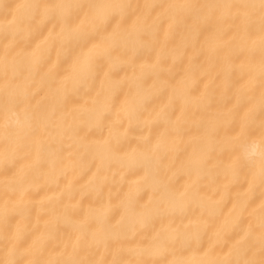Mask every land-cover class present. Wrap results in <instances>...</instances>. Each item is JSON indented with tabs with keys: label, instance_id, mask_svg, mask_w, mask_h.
Returning <instances> with one entry per match:
<instances>
[{
	"label": "bare ground",
	"instance_id": "1",
	"mask_svg": "<svg viewBox=\"0 0 264 264\" xmlns=\"http://www.w3.org/2000/svg\"><path fill=\"white\" fill-rule=\"evenodd\" d=\"M264 0H0V264H264Z\"/></svg>",
	"mask_w": 264,
	"mask_h": 264
},
{
	"label": "clouds",
	"instance_id": "2",
	"mask_svg": "<svg viewBox=\"0 0 264 264\" xmlns=\"http://www.w3.org/2000/svg\"><path fill=\"white\" fill-rule=\"evenodd\" d=\"M242 158L250 165L264 162V141L253 140L242 148Z\"/></svg>",
	"mask_w": 264,
	"mask_h": 264
}]
</instances>
